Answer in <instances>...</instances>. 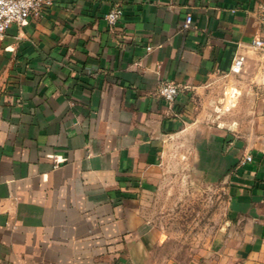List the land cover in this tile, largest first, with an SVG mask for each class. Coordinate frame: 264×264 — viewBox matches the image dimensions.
I'll return each instance as SVG.
<instances>
[{
	"label": "crops",
	"instance_id": "obj_1",
	"mask_svg": "<svg viewBox=\"0 0 264 264\" xmlns=\"http://www.w3.org/2000/svg\"><path fill=\"white\" fill-rule=\"evenodd\" d=\"M51 1L0 39V264H150L138 202L175 137L226 182L207 264H264V0ZM239 55L259 67L240 134L200 106Z\"/></svg>",
	"mask_w": 264,
	"mask_h": 264
},
{
	"label": "rangeland",
	"instance_id": "obj_2",
	"mask_svg": "<svg viewBox=\"0 0 264 264\" xmlns=\"http://www.w3.org/2000/svg\"><path fill=\"white\" fill-rule=\"evenodd\" d=\"M257 60L214 79L200 105L205 125L221 118L217 124L235 133L253 127L258 117ZM190 142L170 140L161 171L138 202L154 238L150 264H207L213 242L226 225V182L200 168Z\"/></svg>",
	"mask_w": 264,
	"mask_h": 264
},
{
	"label": "built area",
	"instance_id": "obj_3",
	"mask_svg": "<svg viewBox=\"0 0 264 264\" xmlns=\"http://www.w3.org/2000/svg\"><path fill=\"white\" fill-rule=\"evenodd\" d=\"M51 0H0V39L5 35L7 28L12 24L23 25L27 19L33 14H39L43 7L50 6ZM122 15L120 7H113L106 14L107 23L115 26ZM192 17L187 15L184 26L191 24ZM252 46L256 49L264 51V22L260 37L253 39ZM245 61L244 55L237 56L231 66L233 72H239ZM158 93L162 99L169 105H173L179 94V86L172 81H161L158 85ZM251 160V156L247 155L245 161Z\"/></svg>",
	"mask_w": 264,
	"mask_h": 264
}]
</instances>
